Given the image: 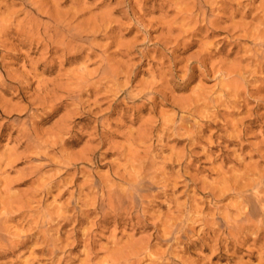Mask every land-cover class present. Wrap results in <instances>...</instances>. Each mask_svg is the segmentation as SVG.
<instances>
[{
    "label": "rangeland",
    "instance_id": "rangeland-1",
    "mask_svg": "<svg viewBox=\"0 0 264 264\" xmlns=\"http://www.w3.org/2000/svg\"><path fill=\"white\" fill-rule=\"evenodd\" d=\"M57 15L86 38L29 28ZM263 43L264 0H0V217L31 237L0 264H264V223L220 226L264 174Z\"/></svg>",
    "mask_w": 264,
    "mask_h": 264
},
{
    "label": "bare ground",
    "instance_id": "bare-ground-1",
    "mask_svg": "<svg viewBox=\"0 0 264 264\" xmlns=\"http://www.w3.org/2000/svg\"><path fill=\"white\" fill-rule=\"evenodd\" d=\"M24 1V0H23ZM41 8V7H40ZM35 9L37 15H39L40 17H45L47 14L44 10L41 9ZM47 11V10H46ZM191 14V13H190ZM193 14V13H192ZM45 15V16H44ZM8 16V15H7ZM55 16V15H54ZM57 18H53L55 21V27H53L52 29H44L42 23L40 22H32L31 23V28L32 30H34L33 34L40 36L41 38H45L49 40V46H53L56 47L57 50H59L57 48V46H61L63 47L62 49L64 50H68L72 47H74V45L77 43H75V40L77 41V39L79 40H83L86 37H83L82 34L80 33H76L77 34V38L75 36V34H73L74 29L71 28V25L68 23L67 19L65 17H62L60 15L56 16ZM38 18V17H37ZM51 18V17H50ZM49 18V19H50ZM41 20V19H40ZM39 20V21H40ZM35 21V20H34ZM30 24V23H29ZM28 24V25H29ZM19 26V25H18ZM23 29V28H22ZM29 30V29H28ZM76 31V30H75ZM24 32V31H23ZM65 33H69L72 35H68L71 36L70 38H66ZM257 33V32H256ZM255 33V34H256ZM25 34V33H24ZM32 34V33H31ZM79 34V35H78ZM261 35V34H260ZM258 36V35H257ZM42 38V39H43ZM260 38V37H259ZM47 40V41H48ZM254 44V43H253ZM261 46L264 47V43L261 44ZM56 51V50H55ZM65 61V60H64ZM104 76V75H103ZM80 95V94H79ZM79 97V96H78ZM30 134V133H29ZM29 139V138H28ZM31 143V142H30ZM77 164V163H76ZM242 177V176H241ZM135 179V183L134 184H130L131 189L134 191L133 193H128L125 194L124 196L125 198V203L129 204L126 205V208L130 209L131 208V204H133L132 206H135V204H138V200L140 201L141 198L143 196V192L145 191V187L146 184L144 182V180H140L138 177L134 178ZM240 178H238L239 180ZM242 179V178H241ZM255 180V179H254ZM54 182V181H53ZM240 182V181H239ZM242 182V181H241ZM124 183V182H123ZM131 183V182H130ZM150 186V184H149ZM104 187V186H103ZM100 189V188H99ZM232 189V188H231ZM236 189H238L236 187ZM96 190V188H95ZM131 190V191H132ZM239 190V189H238ZM98 191V190H97ZM117 191V190H116ZM102 192V191H101ZM146 192V191H145ZM235 194V193H233ZM109 200L110 199H114L117 197L121 198V202H122V197L120 196L119 193L114 192V191H110L109 192ZM145 195V194H144ZM240 198L241 200V207L239 208L238 212V216H239V220H224V222H221L222 226L221 228L225 227V232L232 235L234 233H239L241 231L244 230H249V231H253L256 232L257 230L260 229V224L264 223V174L259 175L258 179H256L255 181H253V183L249 186L248 191H246V189L241 191L236 195ZM117 197V199H118ZM108 199V197H106ZM116 199V200H117ZM127 199V200H126ZM237 199V197H236ZM239 200V199H238ZM142 201V200H141ZM120 202V201H118ZM130 202V203H129ZM115 203V202H114ZM143 204V203H142ZM134 208V207H133ZM138 208L139 205H138ZM233 208V207H232ZM237 208V207H236ZM131 210V209H130ZM230 210V209H229ZM246 210V211H244ZM13 213V212H12ZM235 213V212H234ZM3 215V214H2ZM16 217V216H15ZM42 217V216H41ZM46 218V216H43V218ZM184 217V216H183ZM8 218L10 219V217L8 216H1L0 217V243L3 242H9L11 246H13L15 244V242L19 241L18 243H26L31 237H22L19 238V240H11L7 235L4 234L5 228L3 227V225L5 223H7ZM188 218V217H187ZM11 220V219H10ZM39 220V219H38ZM185 220V219H184ZM189 221V220H187ZM48 222V221H47ZM190 223V222H189ZM188 223V224H189ZM219 223V222H218ZM44 224V223H43ZM188 224H182L180 227L178 226V224L176 226H172V228L169 230L170 235H172L171 240L175 239L176 234H178V231H182L184 233L187 232V228H189ZM208 226V225H207ZM213 226H215L213 224ZM45 227V226H42ZM208 228V227H207ZM259 228V229H258ZM213 229V228H212ZM216 230V229H215ZM223 230V229H222ZM223 230V231H224ZM263 230V229H262ZM42 231V230H41ZM190 231V230H189ZM221 231V230H220ZM222 231V232H223ZM166 233V232H165ZM181 234V233H180ZM220 235V233H219ZM183 236V235H181ZM234 236V235H233ZM46 237V236H45ZM174 237V238H173ZM184 237V236H183ZM178 238V237H177ZM180 238V236H179ZM233 238V237H232ZM16 239V238H15ZM38 241V240H37ZM6 244V243H5ZM1 245V244H0ZM55 248V247H54ZM145 249V248H144ZM4 250V249H3ZM57 250V249H56ZM147 251V250H146ZM52 252V251H51ZM1 253V251H0ZM143 255V253H142ZM260 255V254H259ZM1 256V255H0ZM3 257V256H2Z\"/></svg>",
    "mask_w": 264,
    "mask_h": 264
}]
</instances>
